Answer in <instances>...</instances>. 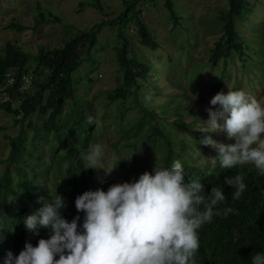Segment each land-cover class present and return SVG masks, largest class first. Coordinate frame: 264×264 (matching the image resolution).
<instances>
[{
	"label": "trees",
	"instance_id": "trees-1",
	"mask_svg": "<svg viewBox=\"0 0 264 264\" xmlns=\"http://www.w3.org/2000/svg\"><path fill=\"white\" fill-rule=\"evenodd\" d=\"M138 2L125 0L123 8L113 16L101 17L86 29L69 35L57 46L40 44L36 51L24 50L10 42L3 46L0 54V86L9 72L13 80L1 90L7 98L0 101V108L13 113L15 120L21 122V127L15 135L5 134L10 150L3 159L4 168L0 174V264H5L9 251L16 256L26 242L35 246L40 238H49L53 234L50 228L45 227L39 228L38 232H30L24 221L43 204L50 203L57 194L66 201V207L61 212L63 218L71 222L79 217L77 223L82 224L84 213L77 211L76 197L97 188L107 191L109 187V183L96 173L97 169H84V161L80 157L96 142L97 129L95 120L92 125L87 123V118L93 117V112L87 107L88 100L78 98L75 88L79 80L74 77L84 58L91 56L105 26L116 29L119 40L115 46L117 69L123 73L122 80L107 91V96L109 100H121L122 104L131 102L140 109L133 121L118 128L124 139L122 149L132 150L135 159L139 148L134 147L136 144L131 135L149 145L162 138L164 146L160 154L142 166L143 172H151L154 165L169 167L179 159L186 179L200 180L204 194H209L212 187H218L226 195V201L219 206L221 214L198 230L200 248L197 264H252L254 255L264 254V175L250 165L228 170L222 169L217 162L213 168L212 162L202 164L185 156L181 143L159 126L158 110L143 101L144 86L147 83H160L162 76L160 71H153V64L140 61L134 54L129 55L127 30L130 27L135 28L142 44L156 47L137 8ZM245 2L228 0L229 8L220 16L224 22L223 32L210 52L213 64H217L219 57L226 60L232 50L239 48L235 18L241 14ZM165 3L175 16L172 0H165ZM85 5L106 15L103 0L78 2L79 7ZM50 21L64 22L50 8L38 3L31 25L11 21L8 27L17 31L27 28L36 30ZM81 50L85 53L84 57L80 55ZM26 75L30 76V82L24 86ZM88 79L92 80L91 77ZM13 102L17 104L12 106ZM69 103L72 110L64 114ZM34 115L40 118L39 122L34 120ZM25 119L32 127L31 134L23 127ZM196 120L188 122L194 123ZM188 122L181 119L178 123L186 127ZM189 130L193 140L202 146H205L200 143L203 136L213 137L214 133ZM36 139L45 141L49 146L48 160L34 143ZM66 163L69 165L67 170L64 168ZM125 165L134 166L131 163ZM236 174H241L246 184V190L239 200L233 199L235 190L224 183L225 177ZM226 207L233 208L235 212L225 217L223 211Z\"/></svg>",
	"mask_w": 264,
	"mask_h": 264
},
{
	"label": "rangeland",
	"instance_id": "rangeland-1",
	"mask_svg": "<svg viewBox=\"0 0 264 264\" xmlns=\"http://www.w3.org/2000/svg\"><path fill=\"white\" fill-rule=\"evenodd\" d=\"M79 1L0 0V54L7 42L27 51H36L40 44L60 45L69 35L86 29L101 17L113 16L123 8L125 0H103L106 15L89 5L79 7ZM38 3L50 8L64 22L50 21L36 30L17 31L8 27L11 21L31 25ZM172 3L175 16L165 0H139L137 8L156 47L142 44L135 28L130 27L127 30L129 55L134 54L140 61L153 64V71L161 73L160 83H147L142 89L143 101L159 112V126L181 143L185 156L202 164L213 159L218 162L217 150L195 142L189 129L206 127L204 121L209 118L206 109L217 107L210 105V100L219 92L243 90L264 101V0H246L241 14L235 18L239 48L232 50L226 60L219 57L217 64L210 60V52L223 32L224 22L220 16L228 10V0H172ZM117 44L116 29L105 26L91 56L84 58L74 72V77L79 80L75 92L78 98L88 100L87 107L92 110L95 120L97 140L91 148L100 144L104 149L98 165L103 168L97 169L96 173L109 186L138 179L143 173L142 166L158 156L164 146L162 138L149 145L131 135L136 144L134 147L139 148L138 155L134 159L132 150L122 149L124 139L118 128L133 121L140 109L131 102L122 104L121 100H109L107 96V91L123 76L117 69ZM80 55L84 57L85 53L81 50ZM4 95L0 92V101ZM16 104L13 102L12 106ZM70 109L69 103L64 114ZM15 118L13 113L0 108V174L4 168L3 159L10 150L5 134L15 135L21 127V122ZM33 118L40 121L36 115ZM181 119L190 122L183 127L178 123ZM28 123L25 119L23 127L31 134L32 127ZM212 139L219 143L232 142L223 133L214 132ZM34 143L48 160L47 143L39 139ZM126 163L133 164V168L126 167Z\"/></svg>",
	"mask_w": 264,
	"mask_h": 264
},
{
	"label": "clouds",
	"instance_id": "clouds-1",
	"mask_svg": "<svg viewBox=\"0 0 264 264\" xmlns=\"http://www.w3.org/2000/svg\"><path fill=\"white\" fill-rule=\"evenodd\" d=\"M210 105L217 107L206 109V127L198 131L223 133L232 142L219 143L205 135L200 143L217 150L222 169L254 165L264 175V101L229 89L214 95ZM87 123L92 125L94 118L89 116ZM103 155L100 144L82 152L84 169L103 168L98 167ZM216 164L213 159L212 167ZM68 167L66 163L65 170ZM224 183L235 190L234 200L246 190L241 174L225 177ZM225 201L221 188L212 187L206 195L200 180H187L179 159L169 167L154 165L132 182L78 195L75 207L84 213L82 224L77 223L79 217L71 222L63 218L66 201L57 194L24 221L30 232L45 227L53 234L35 246L26 242L16 256L9 251L5 264H197L198 230L221 214L219 206ZM234 212L226 207L223 215ZM252 264H264V254L254 255Z\"/></svg>",
	"mask_w": 264,
	"mask_h": 264
},
{
	"label": "built area",
	"instance_id": "built-area-1",
	"mask_svg": "<svg viewBox=\"0 0 264 264\" xmlns=\"http://www.w3.org/2000/svg\"><path fill=\"white\" fill-rule=\"evenodd\" d=\"M12 80H13L12 74L10 72L7 73V78L5 80V83L0 86V92L2 94H5L4 98L2 100H5L7 98V95H6V93L2 92L1 90H3L5 87H7L12 82ZM24 80H25L24 86H27L28 83L30 82V76L26 75Z\"/></svg>",
	"mask_w": 264,
	"mask_h": 264
},
{
	"label": "bare ground",
	"instance_id": "bare-ground-1",
	"mask_svg": "<svg viewBox=\"0 0 264 264\" xmlns=\"http://www.w3.org/2000/svg\"><path fill=\"white\" fill-rule=\"evenodd\" d=\"M5 83V82H4Z\"/></svg>",
	"mask_w": 264,
	"mask_h": 264
}]
</instances>
